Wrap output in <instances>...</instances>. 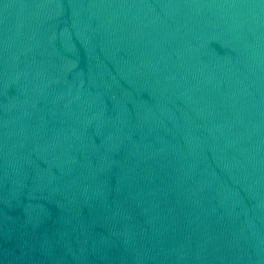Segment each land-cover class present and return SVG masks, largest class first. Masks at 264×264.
<instances>
[{"label":"water","instance_id":"obj_1","mask_svg":"<svg viewBox=\"0 0 264 264\" xmlns=\"http://www.w3.org/2000/svg\"><path fill=\"white\" fill-rule=\"evenodd\" d=\"M0 264H264V0H0Z\"/></svg>","mask_w":264,"mask_h":264}]
</instances>
